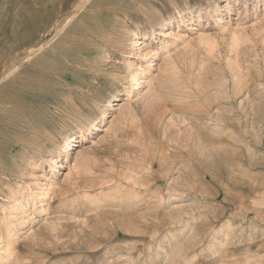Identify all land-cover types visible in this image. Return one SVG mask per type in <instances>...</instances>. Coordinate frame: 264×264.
Here are the masks:
<instances>
[{
	"label": "rangeland",
	"instance_id": "rangeland-1",
	"mask_svg": "<svg viewBox=\"0 0 264 264\" xmlns=\"http://www.w3.org/2000/svg\"><path fill=\"white\" fill-rule=\"evenodd\" d=\"M0 264H264V0H0Z\"/></svg>",
	"mask_w": 264,
	"mask_h": 264
}]
</instances>
